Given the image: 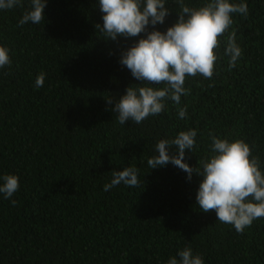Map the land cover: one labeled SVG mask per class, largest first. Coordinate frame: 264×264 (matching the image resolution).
<instances>
[{
  "label": "trees",
  "instance_id": "obj_1",
  "mask_svg": "<svg viewBox=\"0 0 264 264\" xmlns=\"http://www.w3.org/2000/svg\"><path fill=\"white\" fill-rule=\"evenodd\" d=\"M247 5L230 28L243 49L238 66L229 70L222 56L212 79L187 78L185 119L169 101L158 116L125 125L107 100L140 83L119 63L140 36L105 40L98 0H48L39 25L18 26L28 0L0 11V44L12 59L0 69V174L20 178L15 206L0 198V264H166L187 245L205 264H264V218L237 233L196 205L202 177L147 165L158 140L195 128L190 166L209 154V133L244 139L264 166V0ZM166 6L161 31L178 18L177 5ZM124 167L138 169L140 185L105 192Z\"/></svg>",
  "mask_w": 264,
  "mask_h": 264
},
{
  "label": "clouds",
  "instance_id": "obj_2",
  "mask_svg": "<svg viewBox=\"0 0 264 264\" xmlns=\"http://www.w3.org/2000/svg\"><path fill=\"white\" fill-rule=\"evenodd\" d=\"M177 5L178 18L174 24L161 31L171 9ZM25 0H0V11L23 7ZM48 0H28L29 7L18 21L39 25L45 21ZM102 13V25L96 28L105 40L119 37L140 38L121 53L119 63L125 66L139 84L128 86L116 99L109 98L116 121L125 125L131 121L141 124L149 117L158 116L171 101L177 107L178 119L187 117V106L180 107L182 97L189 95L185 87L189 77L212 79L222 56L228 58L229 70L236 68L243 49L237 43L233 14L247 17V0H201L192 5L191 0H98ZM144 34L141 36L140 34ZM225 33L227 39L222 40ZM223 44V52L220 49ZM12 64L11 49L0 44V69ZM46 73H39L34 87L44 86ZM155 82L157 86H153ZM210 136L209 154L198 160L195 167L186 162L185 150L195 154L198 146V130L188 128L172 138L156 142L154 155L147 160L151 169L173 166L183 170L188 180L193 174L202 177L196 191V205L208 213L215 211L217 221L231 225L237 233H243L254 221L264 218V166L253 155V146L244 139H230L213 133ZM19 176L0 174V198L10 200L19 191ZM141 178L135 167L112 171L111 180L105 183V192L119 185L135 188ZM166 264H205L204 257L194 252L190 245L177 250Z\"/></svg>",
  "mask_w": 264,
  "mask_h": 264
}]
</instances>
